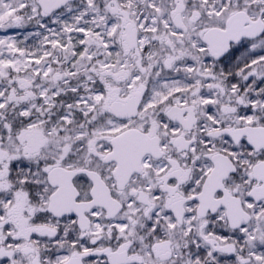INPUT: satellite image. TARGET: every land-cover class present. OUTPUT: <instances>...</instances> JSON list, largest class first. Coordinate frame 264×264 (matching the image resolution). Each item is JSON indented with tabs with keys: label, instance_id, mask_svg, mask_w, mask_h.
I'll use <instances>...</instances> for the list:
<instances>
[{
	"label": "snow or ice",
	"instance_id": "1",
	"mask_svg": "<svg viewBox=\"0 0 264 264\" xmlns=\"http://www.w3.org/2000/svg\"><path fill=\"white\" fill-rule=\"evenodd\" d=\"M0 264H264V0H0Z\"/></svg>",
	"mask_w": 264,
	"mask_h": 264
}]
</instances>
